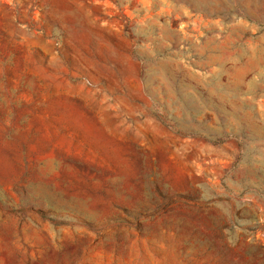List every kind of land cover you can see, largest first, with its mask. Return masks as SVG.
<instances>
[{"label": "rangeland", "instance_id": "374dc122", "mask_svg": "<svg viewBox=\"0 0 264 264\" xmlns=\"http://www.w3.org/2000/svg\"><path fill=\"white\" fill-rule=\"evenodd\" d=\"M0 264H264V0H0Z\"/></svg>", "mask_w": 264, "mask_h": 264}]
</instances>
